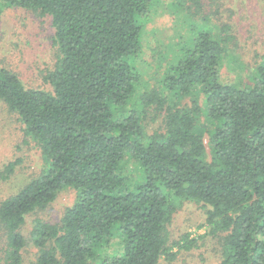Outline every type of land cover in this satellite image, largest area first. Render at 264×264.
Returning a JSON list of instances; mask_svg holds the SVG:
<instances>
[{
    "label": "trees",
    "instance_id": "trees-1",
    "mask_svg": "<svg viewBox=\"0 0 264 264\" xmlns=\"http://www.w3.org/2000/svg\"><path fill=\"white\" fill-rule=\"evenodd\" d=\"M1 1L49 16L59 55L44 77L52 94L27 89L0 68V101L48 160L41 177L0 202L2 264H22L25 217L51 204L64 187L78 197L58 224H33L35 264L172 261L174 248L194 245L187 236L168 243L166 228L179 200L208 207L209 234L223 235L219 264H264V57L250 83L223 84L219 69L230 37L214 36L205 16L194 21L203 12L201 0H173L191 40L162 82L166 95L152 92L134 101L140 78L134 59L149 0ZM197 90L208 129L200 126L195 99L191 107H180ZM150 105L163 114L162 135L144 131L143 110ZM127 155L141 182L123 174ZM18 164L7 163L0 180L9 179ZM113 235L120 254L103 260Z\"/></svg>",
    "mask_w": 264,
    "mask_h": 264
},
{
    "label": "rangeland",
    "instance_id": "rangeland-1",
    "mask_svg": "<svg viewBox=\"0 0 264 264\" xmlns=\"http://www.w3.org/2000/svg\"><path fill=\"white\" fill-rule=\"evenodd\" d=\"M173 0H149L147 16L143 21L141 51L134 59L140 74L135 100L143 99L152 92L165 96L162 82L169 69L176 65L184 45L192 34L185 15L172 8ZM203 12L194 18L196 23L206 18L212 34L220 38L230 37L227 51L221 61L219 79L223 84L250 83L252 71L264 57V0H201ZM141 22V21H140ZM228 29H227V28ZM54 30L49 16L21 8L6 7L0 0V68L11 71L27 89L42 90L52 94V87L44 77L52 71L59 55L53 45ZM195 91L180 100V107H191L195 99L200 107V126L208 129L210 123L204 111V96ZM143 126L147 136L165 133L163 114L155 105L144 106ZM23 127L13 112L0 101V171L9 162L18 160L15 171L6 181L0 180V202L15 195L30 181L41 177L47 170V158L35 142L23 135ZM208 142L205 147L208 155ZM209 159V158H208ZM123 174L131 183L141 182L143 177L127 155ZM78 192L70 187L62 188L48 206L36 209L25 217L21 234L26 246L22 250V264H35L38 249L31 240L35 221L58 224L64 212L76 202ZM202 203L190 200L176 202V210L166 228L169 245L187 236L193 247L177 252L172 261L161 257L158 264H219L223 235H211L206 225V211ZM6 248L5 230L0 226V264ZM119 239L113 235L101 259L110 261L120 254Z\"/></svg>",
    "mask_w": 264,
    "mask_h": 264
}]
</instances>
